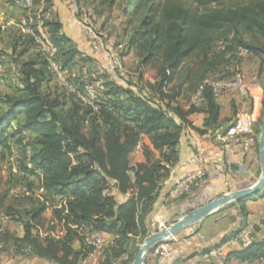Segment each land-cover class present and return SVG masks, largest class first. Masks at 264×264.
Wrapping results in <instances>:
<instances>
[{"label":"trees","instance_id":"1","mask_svg":"<svg viewBox=\"0 0 264 264\" xmlns=\"http://www.w3.org/2000/svg\"><path fill=\"white\" fill-rule=\"evenodd\" d=\"M14 1L4 0L26 16ZM79 1L105 18L102 24L118 8L124 36L118 44L126 45L122 56L135 50L134 69L88 75L101 81L94 109L55 81L31 37L11 28L9 59L17 77L11 92L0 94V149L16 158L22 176L12 177L7 186L0 179V253L12 248L55 264H82L93 249L85 237L98 231L114 235V243L102 251L103 264L124 256L122 264H130L138 244L156 230L152 209L161 183L178 162L182 134L188 127L205 134L219 126L220 106L206 80L230 67L243 71L244 56L263 64L264 0ZM46 26L59 48L58 60L72 69L80 52L53 15ZM147 68L155 70L153 81L144 79ZM80 74L72 79L78 87ZM193 114L204 115L200 126L190 122ZM144 136L151 147L142 143ZM140 146L144 160L132 164L131 154ZM19 184L25 191L10 193ZM262 196L264 188L232 204L238 206V226L216 247L247 226L245 202ZM49 207L52 217L44 230ZM54 222L62 235L54 234ZM261 226L264 221L253 231ZM262 254L264 235L225 260L244 262Z\"/></svg>","mask_w":264,"mask_h":264},{"label":"crops","instance_id":"2","mask_svg":"<svg viewBox=\"0 0 264 264\" xmlns=\"http://www.w3.org/2000/svg\"><path fill=\"white\" fill-rule=\"evenodd\" d=\"M49 3L54 19L62 25V32L80 52L72 66L74 74L84 73L86 70L95 71L97 64L104 60V56L93 50L91 41L85 36L73 15L70 0H50ZM21 11L9 3L3 1L0 3V15L4 16L3 19L8 28L17 26L24 16ZM5 52L2 55L4 69H11V72L16 73L17 69L9 59L10 49ZM241 69L247 75L258 74L257 86L251 90L249 97L241 96L236 90L226 91L216 97L220 106L219 126L216 129L208 130L205 134H200L190 127L184 131L177 147L178 162L160 185L158 197L152 209V219L156 216H162L166 222L173 221L176 217L207 203L221 194L252 185L259 177L261 166L258 154V138L262 125L264 62L261 64L257 58L244 56ZM146 70L148 68L145 69L144 79L153 81L152 78L147 77ZM9 79L5 82L12 81L11 77ZM3 90L9 92L6 86L0 85V91ZM203 118L204 115L202 114L189 116L193 126H200ZM236 132L239 133L236 134ZM250 135L256 139V145L245 150L243 138ZM142 143L151 147L146 136L143 137ZM143 160L140 146L131 154V162L135 164ZM238 162L245 164V170L241 173L237 172ZM190 171L202 172L205 176L187 196L175 200L169 199V191L174 182ZM245 206L249 212L246 219L247 226L252 228L254 225H260L259 222L262 219L264 220V196L246 201ZM232 208L235 211L234 216H231L232 218H228L226 209L217 213L213 212L165 242L172 248V251L161 262L158 260L155 247L146 256L142 264H213L211 260L204 257V250L209 247H216L217 241L224 234L238 226V206L234 205ZM7 221L6 218L2 220L6 226L12 228L11 230L21 234L15 226L11 227L10 221ZM62 234L63 231L61 230L56 235L60 236ZM263 235L264 227L261 226L260 230L256 232V240L261 239ZM102 236L105 241L114 239V235L111 233H102ZM74 247L78 249L79 243L76 242ZM240 248L236 246L227 249L225 255ZM102 251H98L95 255L103 264ZM90 261L91 257H88L82 264H87ZM0 264L55 263L44 258L15 253L12 248H9L0 253ZM225 264H242V262L230 259L225 260Z\"/></svg>","mask_w":264,"mask_h":264},{"label":"built area","instance_id":"3","mask_svg":"<svg viewBox=\"0 0 264 264\" xmlns=\"http://www.w3.org/2000/svg\"><path fill=\"white\" fill-rule=\"evenodd\" d=\"M15 0V4L24 8L27 13L17 27L20 31L31 37L37 51L43 56L47 63V68L53 75L55 81L67 92L74 94L82 103L96 109L95 100L97 99L98 89L100 88L101 81L89 79L86 73L80 74L81 87H78L72 82V79L77 77L72 69L65 67L58 60L59 48L54 44L50 38L46 22L52 18V10L49 6V0ZM72 5V12L75 16L78 25L83 30L85 36L91 41L92 48L95 52L101 53L104 60L97 67V74L109 73L114 76L117 72L128 73L124 70L121 64V55L114 49L116 44L111 40L102 36L97 28V23L100 17L92 10V8L82 5L79 0H70ZM0 16V28L5 29L7 24ZM120 47V45H119ZM243 56L245 52L240 51ZM4 65L0 60V73L3 72ZM96 74V75H97ZM91 77H95L94 74ZM259 76L258 74L247 75L237 68L230 67L226 72H215L210 78L206 80V84L211 87L212 93L215 97L220 96L222 93L229 90H236L241 96L249 97L251 90L257 86ZM198 94V93H197ZM196 98V95L193 99ZM239 132H236L238 134ZM243 145L245 150L252 148L256 145V139L253 136L243 138ZM190 162V161H189ZM30 166V164H28ZM245 170V164L238 162L237 172L241 173ZM205 174L202 172H187L185 176L177 179L169 191V199L175 200L187 196L193 188L199 185L204 178ZM25 191V189H21ZM41 191V190H39ZM263 220V219H262ZM264 221V220H263ZM168 222L162 216H156L151 220L153 228L161 229L166 227ZM251 229L253 227L246 226L241 232L222 243L220 246L209 250L205 253L204 257L211 260L213 264H225V251L233 247H246L253 242L251 237ZM155 230V231H156ZM86 244L91 246L92 252L89 257L91 261L87 264H102L96 257V253L114 243L113 240L105 241L102 232L94 231L87 234L85 237ZM172 251V248L166 243L160 244L156 247L158 260L161 262ZM127 259L124 256L123 260ZM122 260V261H123ZM122 261L112 262L111 264H122ZM242 264H264V254L259 257L245 260Z\"/></svg>","mask_w":264,"mask_h":264},{"label":"rangeland","instance_id":"4","mask_svg":"<svg viewBox=\"0 0 264 264\" xmlns=\"http://www.w3.org/2000/svg\"><path fill=\"white\" fill-rule=\"evenodd\" d=\"M4 2V0H0L1 2ZM22 13V11H21ZM1 16V15H0ZM24 17V16H23ZM109 17L108 21L105 24H102V21L105 20V18L102 19V17H100V20L97 23V28L99 33L102 34L103 37L111 40L112 42H114L116 44V46L120 45L116 42H121L123 41V34L122 33V26H121V21H122V17L120 14V11L118 10V8H114L111 11L110 16H106V18ZM1 18H4V16H1ZM4 22L5 20L2 19ZM21 21V20H20ZM6 23V22H5ZM19 24V23H18ZM17 28V27H16ZM14 33L13 30H11V28H8L6 26L5 29H0V54L3 55L4 52L6 50L9 49L10 46V39L13 36L12 34ZM120 35V36H119ZM118 36V37H117ZM110 37V38H108ZM125 43H121L120 47H114L115 51L121 55V64L122 66H124V70H126V72L131 73L134 69V63H135V50L131 49L127 55L122 56V53L125 52ZM6 53V52H5ZM102 63L99 62L96 66L95 71L94 70H86L87 75H91L94 74L95 77H97V67L98 65ZM80 74V73H79ZM146 75L148 78H152L153 80L155 79V70L148 68V70H146ZM9 77H11L12 79H14L16 76V73H13V71L11 72V69H4L3 72L0 73V85L2 86H6V88H8V91L10 92L12 90L13 86H10V84H13V82H15L16 79H14L13 81H9V83L5 82V80H10ZM11 82V83H10ZM55 83V81L52 83V85ZM55 87V84L52 86V88ZM58 91H61L60 89H57ZM2 92H5V90L0 91V94ZM16 158L13 156H10L7 152H5L4 155L1 154V149H0V179H1V184L7 186L8 182L11 180V178H15L14 180L17 181L19 178H21L22 174L18 171V165L16 163ZM10 193H12L13 195H20L22 193L21 190V185H16L15 189H12L10 191ZM234 202L228 203L227 205H225L223 208L226 209V211L228 212V218H232L235 214L234 209L232 208V205ZM222 208V207H221ZM232 216V217H231ZM44 217L46 219V223L44 226V230L48 229L50 226V223L48 222L51 217H52V208H48L45 213H44ZM263 220H261L262 222ZM260 223V222H259ZM54 234H57L58 232L60 233L61 226L57 223L54 222ZM256 233L253 231V229H251V237H253V241L256 240ZM139 246V244H138Z\"/></svg>","mask_w":264,"mask_h":264},{"label":"water","instance_id":"5","mask_svg":"<svg viewBox=\"0 0 264 264\" xmlns=\"http://www.w3.org/2000/svg\"><path fill=\"white\" fill-rule=\"evenodd\" d=\"M258 154L261 172L257 180L250 186L236 191L227 192L198 206L167 223L166 227L157 229L146 235L138 246L136 255L130 264H142L146 256L158 245L169 241L180 231L206 218L219 208L228 203L244 199L252 194L260 192L264 188V120L262 122L258 138Z\"/></svg>","mask_w":264,"mask_h":264}]
</instances>
